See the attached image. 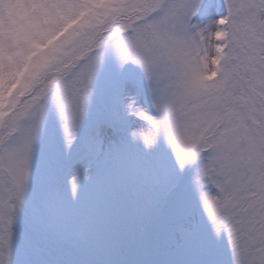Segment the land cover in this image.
<instances>
[{"label":"snow or ice","instance_id":"snow-or-ice-1","mask_svg":"<svg viewBox=\"0 0 264 264\" xmlns=\"http://www.w3.org/2000/svg\"><path fill=\"white\" fill-rule=\"evenodd\" d=\"M0 264H264V0H0Z\"/></svg>","mask_w":264,"mask_h":264}]
</instances>
